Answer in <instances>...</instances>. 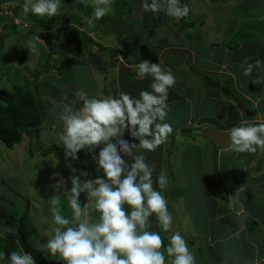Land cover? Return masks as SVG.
Listing matches in <instances>:
<instances>
[{
	"label": "rangeland",
	"instance_id": "obj_1",
	"mask_svg": "<svg viewBox=\"0 0 264 264\" xmlns=\"http://www.w3.org/2000/svg\"><path fill=\"white\" fill-rule=\"evenodd\" d=\"M181 3L189 6L190 13L186 18L175 20L166 16L163 11H145L142 8V0H110L104 20H97V23L90 25L88 18L93 12L92 0H75L73 3L62 0L58 16L50 19H41L31 13L25 14L23 0H0V102L3 104L8 102L4 91L17 94L24 88L37 87L42 103L48 109L38 145H33L34 154L31 152V142L27 136H24L21 144L14 149H9L0 141V242L18 244L20 240L17 233L14 234L10 228L9 223L12 222V218L16 223L17 217L25 213L26 200H28L29 220L36 229L32 238V247L42 253L43 244L48 239L46 234H52L54 227L51 208L55 206L62 215L72 218V209L68 204L66 193L72 186L71 168L77 170L75 175L91 170L94 175L103 176L102 171H97V165L93 160V156L98 155L103 145L93 150L81 149L77 153L76 160L69 158L66 161L65 151H59L47 157L39 153L53 145L63 146L59 139L63 132L59 114L73 101H76L74 107L82 106L83 101L77 100L75 96L78 90H83L86 98H109L114 94L118 96L120 91L138 97L142 90H151L152 82L150 76L141 78L137 74L141 61L161 63L162 68H164L162 62L170 61L171 64L173 63L172 66H175L173 67L175 70L179 69V78H177L176 72H173L175 70L169 67L176 77V84L175 93L168 97L174 96L179 102L175 107L178 115L172 122L183 123L192 117V125L184 131L192 130L199 128V126L195 127L198 123L196 119L201 120L208 113L209 117L206 115L208 118L204 122L215 123V127L220 130L228 119L235 117L231 113L233 108L221 92L206 83L211 82L214 77V82L219 81L226 85L225 82L228 79L209 77L207 73L205 74L206 69L203 71L199 68L192 71L191 66L187 67L193 63V60L196 64L203 63L207 66L210 53L214 50L211 45L214 43L221 44V47L228 45L227 48L231 49L228 52L231 55L228 63L233 69L237 68L235 72L238 74L236 76L240 87L258 90L262 86L259 82L254 84L251 77L255 75L257 80L259 75L263 78V67H254L253 72L248 76L244 75V69L248 64L255 65L257 60L264 61V0H181ZM15 11L18 19L13 20L12 16L16 17ZM194 21L200 24L192 26ZM69 28L75 29L68 31L69 35H67L65 31ZM87 37L91 38L92 42H88ZM29 43L35 45L38 54L31 55L26 47ZM242 45L252 46L250 47L253 49L252 53L259 51L261 53L262 50L263 52L258 53L248 64H240L238 62L240 58L236 56L241 57L242 51H237L235 48ZM175 48L181 49L179 52L183 51L185 62L182 65H185L189 71H183V66L180 61L178 63L175 53L168 51ZM162 49H165V52ZM206 49L210 51L207 52ZM78 50L79 54H77ZM98 67H104L108 73L99 75ZM220 72L223 73L224 70L221 69ZM187 76L196 77L200 79L197 81L203 84L189 83L190 80H186ZM201 76L203 78H200ZM125 80L128 84L124 82ZM142 81H145V84ZM52 94H57L59 97L56 101L59 102L57 107L51 105L54 103ZM200 97L204 99L198 106L197 99ZM237 100L249 111L254 107L253 102L257 101L256 109L260 112L264 108V89L256 99L248 100L238 96ZM185 103L192 107L187 110L188 115L182 109ZM176 111L167 107V116L161 123L172 125L169 115ZM243 120L246 121L245 124H255L263 121V118L258 115L257 121H250L252 119L246 117H243ZM241 122L236 125H240ZM201 123L203 126V120ZM124 135H127L124 137L130 142L138 143L133 140L129 132ZM194 137H196L195 141L194 138L190 139L186 135L176 139L171 134L169 142L167 144L164 142L154 151L140 150L145 155L146 162L154 168V181L161 171L168 177V186H166L167 189L165 188L167 191L162 195L165 199L167 198V202L169 198L166 195L171 197L172 201L171 204L168 202V209L173 221L169 231L165 232L162 227L156 231L167 243L169 234L179 231L180 217H186L188 212L197 213L196 217L202 212H207L213 198L218 203L224 202L226 199L224 194L230 192L229 186L227 184L217 186V184L225 183V180L232 178L237 168L242 167L245 170L250 164V171H248L250 176L255 180L264 177V165L261 167L260 164L261 157H264V149H258L256 153L247 152L245 158L237 152L233 153L230 157L233 160L229 163L228 152L221 153L220 157H217L215 154L217 149L208 139L201 135ZM198 147L201 151L196 149ZM186 155L196 157L188 165L189 171H186L188 162L185 164ZM217 164L221 168L220 174L216 171ZM187 175L191 176V182L187 179ZM219 175L222 177L220 178ZM87 179L88 176H81L82 182ZM59 181L64 183L57 188ZM263 181V179L259 180L257 185ZM252 189L255 190V188ZM242 194L244 193L240 196ZM228 197L230 198V195ZM53 199L56 200L55 205L52 203ZM234 199L238 205L242 204V197ZM262 199V197L261 200L256 197L251 198L244 205L257 208L261 203L264 205ZM80 203L82 207L88 203L86 192L80 194ZM179 206L182 207L180 212H183L184 216L179 213ZM213 209L215 208L211 207L209 212ZM86 211L90 223L98 222L99 215H93L89 206ZM259 215H261V221H264V213L259 212ZM153 218H156L155 214ZM152 219L148 223L149 231L157 229L156 226H151ZM241 219L250 220V215L245 214ZM248 224H256V221L247 223V232H255L258 228L256 231L258 235L248 233L249 238L263 237L264 240L262 232L264 228L259 225L260 223H257V228L255 226L251 228ZM218 225L219 223L211 230L212 237L216 241L219 240V236L230 235L232 231L230 225L225 229ZM235 240L241 241L240 237H236ZM230 241L234 243L232 239ZM219 249L223 250L224 246ZM18 250L23 252L20 246ZM194 256L196 264H223L218 258L209 255L206 261L199 253ZM50 259H52L50 254H47V260ZM0 264H7L6 255L0 259ZM35 264H42V262H35Z\"/></svg>",
	"mask_w": 264,
	"mask_h": 264
},
{
	"label": "clouds",
	"instance_id": "obj_2",
	"mask_svg": "<svg viewBox=\"0 0 264 264\" xmlns=\"http://www.w3.org/2000/svg\"><path fill=\"white\" fill-rule=\"evenodd\" d=\"M109 3L110 0H92L90 25L107 14ZM61 4L62 0H23V12L50 19L58 16ZM142 8L148 12L163 11L175 20L186 18L190 13L189 6L181 0H142ZM26 47L31 55L38 54L34 44ZM254 67H264V61L248 64L244 75H250ZM137 74L141 78L151 77V90H142L138 97L120 92L109 98H86L84 91L78 90L75 96L83 101L82 106L74 107L76 101H73L59 114L63 124L59 139L66 161L78 159L81 149L93 150L103 145L98 155L93 156L97 171H102L103 176L82 182L81 176L87 177L89 173L75 175L77 170L68 165L73 173L71 189L66 192L72 218L62 215L55 206L51 208L54 227L52 234H46L48 239L42 251L46 250L51 258L63 264H166L165 254L168 264H196L194 254L179 231L173 232L164 245L159 232L147 230L153 214L165 232L170 230L173 221L168 202L161 194L168 177L161 171L154 181V168L140 150L154 151L173 131L170 124L161 122L167 116L166 101L176 77L171 69L146 60L139 64ZM126 129L138 143L125 139ZM225 136L233 151L254 153L264 149V121L241 122ZM63 183L59 181L56 187ZM154 183L161 191L154 188ZM82 192H86L88 198L83 207L80 203ZM52 203L55 205L56 200ZM90 204H94L99 213L98 222L90 223L87 219L86 209ZM4 257L0 252V259ZM40 261L46 262L43 255L34 260L28 252L12 251L7 256V264Z\"/></svg>",
	"mask_w": 264,
	"mask_h": 264
},
{
	"label": "crops",
	"instance_id": "obj_3",
	"mask_svg": "<svg viewBox=\"0 0 264 264\" xmlns=\"http://www.w3.org/2000/svg\"><path fill=\"white\" fill-rule=\"evenodd\" d=\"M250 18H252V17L250 16ZM229 45L231 46V44H229ZM211 46H213L212 49H214V50H212V52L210 53V57L208 58L207 66H205L203 63H197L196 64L193 60V63H191V65H188L187 67L191 66L192 71H193V69L199 70V68L200 69L202 68L203 71L206 69L205 74L207 73L209 77L216 76L215 78L222 77L221 79H228V81L230 78L233 80V83L231 85L232 87L230 90L227 89V84H228L227 81L225 82V83H227L226 85L225 84L223 85L219 81H217L219 83L218 86L220 88L217 90L219 92H221L226 97V101H228V103L233 108L231 110V113L235 115V117L228 119V122L224 126L220 127V130L227 133V131L229 129H231L232 127L239 126V125H236V123L241 122V121L246 122L243 120V117H246L248 119H252V121H257L258 115H260V117H262L263 121H264V108L260 112H258L256 109L257 108V101L253 102L254 107H253V109L251 108L249 111V110H247L246 106L241 105L239 102L236 101L235 98L232 99L229 97V96H232L233 94H235V95L238 94L242 97L247 98L248 100H250V98L256 99V97H258L259 94L261 93V90L264 89V77L262 78L261 76L258 75L257 80L254 77L255 75H253L251 77V80L255 82L254 84H256L257 82L262 84V86L259 87L258 90L246 89L244 86L240 87L239 82L237 81V76H236L238 74H236V72H235V70L237 71V68L233 69L232 66L230 67L229 63H228L229 58L231 57L230 53H228V52L231 51V49L227 48L228 45L221 47V44L218 45L215 43L212 44ZM250 47H252V46L242 45V47L237 46L235 48L237 51H242L241 57H240V55L236 56L237 58H240V61H238L240 64H248L253 58H255V56L258 53L261 54L263 52V50H262L261 53H260V51L257 53H252L253 49ZM162 51L165 52V49H162ZM168 51H173V53H175V56L177 58L178 63L180 61L181 65L184 64L185 61L183 60V58H184L183 51L179 52V51H181V49L177 50L175 48V49H171ZM206 51L208 52L210 50L206 49ZM227 53L230 56L227 55ZM159 57H160V54H159ZM216 61L220 62V64ZM135 62H137V61H135ZM162 63L164 64L163 65L164 68L169 69V67H170L172 70H175L173 68L175 66H172L173 63L171 64L170 61H168L166 63H164V62H162ZM160 65H161V63H160ZM201 65H204L205 67L201 66ZM182 66H183V71H189L188 69H186L185 65H182ZM215 68H217V69H215ZM221 69L224 70L223 73L220 72ZM263 69H264V67H263ZM178 70L179 69L173 71V72H176L175 75L177 78H179ZM208 76L206 75V78H208ZM200 78H203V77L201 76ZM186 80H190L191 82L189 81V83H192V84L193 83H195V84H198V83L201 84L202 83L200 81H197L200 79H197L196 77L190 78V76H187ZM145 81H142V83L145 84ZM212 81L214 82V77H213ZM125 82L128 84L127 80H125ZM178 85H179V81H178ZM174 87L169 89V93H170L169 95H172L175 93ZM120 92H118V93H120ZM203 99H204V97H200L197 99L198 106L201 105ZM235 102H237V104ZM166 103H167L168 108H172L176 111V109H175L176 103H179V102L176 100V97L171 96V97H168ZM190 107H191V105H189L188 103H185L182 109L187 114V110L190 109ZM177 115H178L177 111H176V113L169 115V117H170L169 120H170V123L172 124L171 126L173 129V131H172L173 133H176L179 131H184V129H187V127L191 126L193 123L192 117H190L188 120H186L183 123L176 124V123L172 122V120ZM206 115L209 117L208 113H206ZM206 115L201 120L196 119V121L198 123L195 127L201 126L202 120H203V126L213 124L211 122H206L204 124L205 119L208 118ZM196 121H194V122H196ZM214 124H213V126L215 127ZM126 130H125V133H128V131H126ZM172 132L168 135L167 139L165 140L166 144L169 142V140H170L169 137L172 134ZM124 136H127V135H124ZM187 137H189L190 139L194 138V141L196 140V137H194V136H187ZM176 139H179V137H177ZM214 147L217 149L216 153H215L217 157H220L221 153H227L228 152V157L230 158L233 155V153H236L231 148L222 150L221 148H217L215 145H214ZM196 149H198V150L200 149V151H201L200 147H198ZM254 153H256V152H254ZM238 154L241 156H242V154L246 156V152H244L242 154H240V153H238ZM195 159H196V157H191V156L186 155L185 164L188 161L186 171H189L188 165L190 164L191 161H193ZM231 160H233V158H230L229 163H231ZM263 165H264V163H263ZM263 165H261V167ZM216 168H217L216 171L219 172V174H220L221 168L218 164H217ZM240 170H241V173H243L244 168L243 169L240 168ZM245 171L247 174L246 186H243L239 189H236L234 187V182H235L237 176L238 177L240 176V174L237 175L235 173L233 174L232 178H228L227 180H225L226 181L225 183L221 182V183L217 184V186H219L221 184L222 185L227 184L229 186L230 192H227V194L222 193V194H224V196L226 195L225 196L226 199H224L223 203H218L217 201H215V198H213L212 203H211L212 205H210V207L207 209L208 210L207 212L200 213L198 215V217H196L197 213L188 212L187 215H185L186 217H180L179 218V232L185 238V240L189 246V249L192 251V253L195 255H196V253H199V255L201 256V258L204 261H206V257L209 255L213 258L214 257L218 258L223 264H226V263L227 264H264V240L262 239L263 237H260V238L257 237L258 239L257 238L251 239L248 236V233L258 235V233H256V231H258V228H257L258 222L260 223L259 225L264 228V221H261V215H259V212L264 213V205H263V203H261L259 205V207H257V208H250V207H247L244 205L248 200H250L251 198H255V197L258 200H261V197H262L263 198L262 200L264 201V181L261 182L259 185H257L259 180H261V181H262V179L264 180V177L260 178L258 180H255L252 176H250V174L248 172V171H250V164L245 168ZM262 173L263 172L261 170V175H262ZM201 174H203V173H201ZM208 175H209V172H208ZM219 176H220V178L222 177L221 175H219ZM202 177H204V175H202ZM217 178L218 177H216V179ZM187 179H189L190 182L192 180L191 176H188V175H187ZM167 186H168V184H167ZM154 188H156V190L161 191L156 184L154 185ZM252 188H255V190H253ZM166 189L162 190L161 194L163 192L167 191ZM241 193H244V194H242L240 196ZM228 195H230V198L228 197ZM166 196L169 198V201H168L169 204H171V201H172V200H170L171 197L168 196V194ZM235 197H236V199H238V197H242L243 201H241L242 202L241 205L237 204V202L234 199ZM214 201H215V203H213ZM124 207L128 208L127 205H124ZM211 207H214L215 209H213L212 212H209V209ZM219 207H222V208H219ZM181 208L182 207L179 206V213L182 216H184V213L180 212ZM170 210H171V208H170ZM255 211H258V212L256 213ZM207 213L209 215H206ZM245 214L250 215V220L244 221L241 219L242 216ZM151 219H152V217L149 218V220H151ZM226 219H227V221H226ZM152 220L153 221L151 222V226H154V227L156 226V228H157V229H153V230L154 231L160 230L161 225H160L159 221L156 218H153ZM254 220L256 221V224H252V225L248 224V225L250 227L255 226V228H257V230H255V232H250V231L247 232L248 231L247 230L248 229L247 223L252 222ZM263 220H264V217H263ZM148 223H149V221H148ZM217 223H219L218 226L220 228H223V229H225L228 225H230L231 226L230 229L232 230L230 232V235L227 234V236H225V234H224V235L219 236L218 241L213 239L212 233H211L212 232L211 230L214 229V227H215V225H217ZM262 232L264 233L263 230H262ZM169 236H171V235L169 234ZM236 237H240L241 241L239 242V241L235 240ZM230 239H232L234 241L233 244L231 243ZM46 242H47V240H46ZM46 242H44V243H46ZM216 244H220V246H216ZM222 246H224V249L223 250L219 249ZM42 253H43L42 255L44 256L47 264L54 262L53 261L54 258H52L53 260L52 259L47 260L46 250L43 251ZM210 253L212 255H210ZM166 264H168L167 255H166Z\"/></svg>",
	"mask_w": 264,
	"mask_h": 264
},
{
	"label": "trees",
	"instance_id": "obj_4",
	"mask_svg": "<svg viewBox=\"0 0 264 264\" xmlns=\"http://www.w3.org/2000/svg\"><path fill=\"white\" fill-rule=\"evenodd\" d=\"M66 1H68L69 3H73L75 0H66ZM15 13L17 12L16 11L14 12V16L16 17L12 16L13 20L17 19V15ZM104 18L105 16L101 18L100 21H103ZM95 22L97 23V21ZM199 24L200 23L198 21H194L191 25L198 26ZM72 29L74 30L75 28H69V30H66V31L64 30V31L67 33L68 31L70 32V30ZM94 29L96 28L94 27ZM68 33L67 35H69ZM86 39L88 42L90 41L92 42L91 38L87 37ZM79 53L80 51L78 50L77 54ZM97 69H98L99 75H102L103 73H108V71L104 67H98ZM227 83H228L227 89L230 90L232 87L231 85L233 83V80L230 78L229 81L227 80ZM218 84L219 83L217 81L216 82L207 81L206 83V85H209V86L211 85L212 87H215V89H220ZM4 95L8 98L7 99L8 102L6 104H3L0 102V141L3 142L6 145V147H8L9 149H14L16 146L21 144L23 137L27 136L31 142V148H32L31 152L32 154H34L33 145L35 146L38 145V140H39V136L42 130V126L45 122L47 112H48L47 107H45V105H43L44 103H42L43 101L41 100L40 94L38 92V88L37 87L33 89L24 88L22 91H20L17 94H12L10 92L4 91ZM52 96H53L52 100L54 101V103H51V105H54V107H57L59 102H56V101H57V98L59 99V97L57 96V94H54V95L52 94ZM114 96H117V95L114 94ZM238 96L240 95L233 94L232 96H229V97L232 99L235 98L236 101L239 102V100H237ZM205 123L206 122H204V124ZM204 126H199V128L192 129V130L179 131L176 133H172V135H174L175 138L182 136V135H186V136L200 135L199 130ZM59 151H64L63 146L61 147V146L53 145L47 149L41 150L39 153L41 154V156L47 157ZM246 155H247V152H246ZM242 157L245 158V155L242 154ZM261 161H260V164L263 165L264 163L263 157H261ZM240 168H237L233 172L237 175L240 174V176L239 177L237 176L234 182V187L236 189L246 186L247 184L246 171L244 170L243 173H241ZM87 173H89L88 179L94 180L97 177L91 172V170H87ZM26 203H27V206H26L25 213L22 216L17 217L16 223H15L14 218H12L11 219L12 222L9 223L10 228L13 230L14 234L17 233V236L20 241L18 242V244L9 243V242H0V252L5 253V255L8 256L12 251L18 250L20 246V249L23 250V252L31 253L34 260H36L42 256V253L37 250H34V248L32 247L33 245L32 238L36 233V229L31 224V221L29 220L30 203L28 200H26ZM89 207L93 215L95 216L99 215V213H97L94 208V204H90ZM3 224H6V223L3 222ZM164 245H167V242H164ZM161 251H163V247L161 248ZM42 264H47V262L42 261ZM50 264H63V261L52 262Z\"/></svg>",
	"mask_w": 264,
	"mask_h": 264
},
{
	"label": "water",
	"instance_id": "obj_5",
	"mask_svg": "<svg viewBox=\"0 0 264 264\" xmlns=\"http://www.w3.org/2000/svg\"><path fill=\"white\" fill-rule=\"evenodd\" d=\"M199 134L207 138L211 143L219 148L230 149L228 138L225 136L226 133L218 130L212 125L202 127L199 130Z\"/></svg>",
	"mask_w": 264,
	"mask_h": 264
},
{
	"label": "bare ground",
	"instance_id": "obj_6",
	"mask_svg": "<svg viewBox=\"0 0 264 264\" xmlns=\"http://www.w3.org/2000/svg\"><path fill=\"white\" fill-rule=\"evenodd\" d=\"M187 99V98H186Z\"/></svg>",
	"mask_w": 264,
	"mask_h": 264
}]
</instances>
